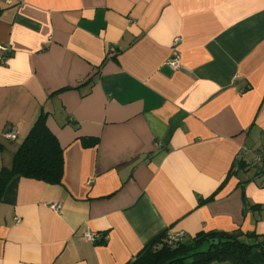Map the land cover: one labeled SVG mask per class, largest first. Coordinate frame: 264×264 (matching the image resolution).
<instances>
[{
	"label": "crops",
	"instance_id": "crops-1",
	"mask_svg": "<svg viewBox=\"0 0 264 264\" xmlns=\"http://www.w3.org/2000/svg\"><path fill=\"white\" fill-rule=\"evenodd\" d=\"M0 45V173L43 113L64 151L60 185L4 187L0 264H130L160 234L264 236V163H236L264 149V0H0Z\"/></svg>",
	"mask_w": 264,
	"mask_h": 264
},
{
	"label": "trees",
	"instance_id": "trees-1",
	"mask_svg": "<svg viewBox=\"0 0 264 264\" xmlns=\"http://www.w3.org/2000/svg\"><path fill=\"white\" fill-rule=\"evenodd\" d=\"M46 117V113L39 117L15 153L12 166L0 173V196L14 176L41 180L51 185L62 183L64 151L58 138L48 128ZM97 142L98 139H83L85 146H94ZM261 237L241 230L202 232L193 238L170 243V237L160 234L130 264H264V240L260 241ZM216 239L218 244L210 243Z\"/></svg>",
	"mask_w": 264,
	"mask_h": 264
},
{
	"label": "built area",
	"instance_id": "built-area-1",
	"mask_svg": "<svg viewBox=\"0 0 264 264\" xmlns=\"http://www.w3.org/2000/svg\"><path fill=\"white\" fill-rule=\"evenodd\" d=\"M181 41H182L181 37L175 38L173 42V46L178 45L179 43H181ZM0 50H2L3 52L8 51L6 47H3L1 45H0ZM168 65L174 71L181 68V59L177 53L173 54V56L168 62ZM17 134H18V129L16 127H12L5 132L6 138L12 141H15L17 139ZM236 163L238 165L245 164L250 168H256L260 166L262 163H264V149L261 150V149H255L252 147L244 146L242 147L239 155L237 156ZM51 208L58 211L60 205L58 203H54L51 205ZM16 222H19L18 218L16 219ZM83 236L86 240L93 242L98 240V238L100 237L99 234L92 233L90 231H85ZM183 238H184V234L181 233L178 236H174V237L171 236L169 238V242L171 243L173 241H178Z\"/></svg>",
	"mask_w": 264,
	"mask_h": 264
},
{
	"label": "water",
	"instance_id": "water-1",
	"mask_svg": "<svg viewBox=\"0 0 264 264\" xmlns=\"http://www.w3.org/2000/svg\"><path fill=\"white\" fill-rule=\"evenodd\" d=\"M210 243H215V244H218L219 243V240L218 239H216L215 241H210Z\"/></svg>",
	"mask_w": 264,
	"mask_h": 264
},
{
	"label": "rangeland",
	"instance_id": "rangeland-1",
	"mask_svg": "<svg viewBox=\"0 0 264 264\" xmlns=\"http://www.w3.org/2000/svg\"><path fill=\"white\" fill-rule=\"evenodd\" d=\"M20 142H22V141L19 140L17 143H20ZM5 143H6V142H5ZM6 144H7V143H6ZM16 151H17V150H16ZM261 240H264V236L261 237L260 241H261ZM247 241H248V240H247ZM249 242H250V241H249Z\"/></svg>",
	"mask_w": 264,
	"mask_h": 264
}]
</instances>
